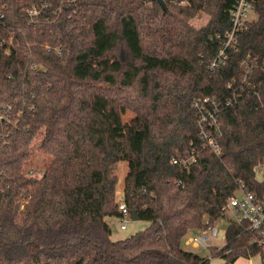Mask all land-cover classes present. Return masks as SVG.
Wrapping results in <instances>:
<instances>
[{
  "label": "trees",
  "instance_id": "16d2710c",
  "mask_svg": "<svg viewBox=\"0 0 264 264\" xmlns=\"http://www.w3.org/2000/svg\"><path fill=\"white\" fill-rule=\"evenodd\" d=\"M162 1L0 0V110L14 105L12 122L0 121V264H208L185 235L213 225L240 186L264 198V0L215 69L235 0ZM44 3L50 18L30 23L25 9ZM201 11L210 20L194 28L188 20ZM234 89L241 97L221 110L216 154L193 104ZM96 103L136 114L132 128L112 132L116 155L130 159L124 201L149 225L120 240L106 221L121 216L113 149L88 122ZM188 149L194 163H172ZM35 150L39 176L29 174ZM251 235L230 221L213 255L264 257Z\"/></svg>",
  "mask_w": 264,
  "mask_h": 264
},
{
  "label": "built area",
  "instance_id": "2783aa9c",
  "mask_svg": "<svg viewBox=\"0 0 264 264\" xmlns=\"http://www.w3.org/2000/svg\"><path fill=\"white\" fill-rule=\"evenodd\" d=\"M255 1L256 0L234 1L232 7L229 9V19L231 22L230 28L224 33L216 35L220 40L221 48L210 63L211 68L215 69L227 64L229 60L228 49L236 47L238 34L245 30L248 27L249 22L252 21L250 13L255 11ZM49 8H51L50 3H44L41 5L34 4L32 7L26 8L25 11L30 18L29 22L37 23L44 18H47L48 20L50 16L46 14V10ZM3 16V12L0 11V18ZM4 41V37L0 38V43H3ZM251 60L252 58L247 56L243 61L245 69L243 79L245 82H247L248 78L253 73ZM32 68L38 70L41 68V65L33 64ZM240 97L241 93L237 92V89H234L231 96L226 97V99H219L214 96H205L194 101L193 106L195 108L197 120L200 126V133L206 139L207 145L216 154H220L221 152L218 141L221 134L219 119L221 110L227 106L235 104ZM13 110L14 105L12 103H3L0 110V121L6 124L11 123L10 113ZM195 161V150L188 149L182 156L174 158L172 163L181 167H189ZM29 174L35 175L34 170H31ZM122 191L123 199L119 202V210L122 217L121 228H126L131 214L124 201V190ZM222 216L227 217L230 221L246 222L248 224V229L252 232L250 239L251 244L264 251V198H260L244 186H240L237 192L233 194L224 205ZM209 221L210 220L208 219L207 223H209ZM218 235V227L214 224L208 225L207 227L188 232L183 239V244L193 247L203 246L220 249L225 244L217 246L218 244H216L217 242H215V240ZM223 239L226 243V230L223 234ZM229 251L230 250L228 249L227 252Z\"/></svg>",
  "mask_w": 264,
  "mask_h": 264
},
{
  "label": "rangeland",
  "instance_id": "374dc122",
  "mask_svg": "<svg viewBox=\"0 0 264 264\" xmlns=\"http://www.w3.org/2000/svg\"><path fill=\"white\" fill-rule=\"evenodd\" d=\"M147 1V0H146ZM151 2H149L150 4ZM258 17L256 11H252L250 13L251 20H256ZM210 20V14L205 11H201L198 15L190 18L188 23L194 28H201L206 25ZM136 120V114L128 109L122 108L120 105H108L105 106L103 104L96 103L94 105V112L88 119L89 126L95 130L98 129L100 132H104L105 139L108 144L113 149V153L111 155V165L115 175L117 176L116 183V200L119 204L123 199V191L125 187V178L130 171V159L123 158L119 159L116 155L117 146L114 143L115 134L112 132L114 126L121 125L123 127L132 128L133 124ZM37 156L34 157V165L32 168L34 169V176L41 175V168L37 167V165H41L40 156L38 151L35 150ZM97 155V153H96ZM40 160V161H39ZM26 168V166H23ZM256 177L258 180H262L264 177V162L256 167ZM106 221L109 223L112 229L111 238L113 240L125 239L136 232L145 229L149 225V221L145 219L134 220L132 215L129 216V222L126 228H121L122 217L118 215H108L106 216ZM230 220L227 217L221 216L214 225L219 229V235L217 236L215 242L218 244L217 246H221L226 244L223 239V234L229 225ZM184 247L198 253L200 256L208 258V264H226V259L221 255H213V248L210 247H193L187 246L184 244ZM219 248V247H218ZM230 264H264V257L260 254L255 256H241L234 263Z\"/></svg>",
  "mask_w": 264,
  "mask_h": 264
},
{
  "label": "water",
  "instance_id": "95a60500",
  "mask_svg": "<svg viewBox=\"0 0 264 264\" xmlns=\"http://www.w3.org/2000/svg\"><path fill=\"white\" fill-rule=\"evenodd\" d=\"M144 1H145V0H144ZM158 1L160 2L161 6H162L163 8H165V4H164V2H163L162 0H158ZM132 218H133L134 220H138V219H140L139 215H138L137 213H135V212H133V214H132Z\"/></svg>",
  "mask_w": 264,
  "mask_h": 264
}]
</instances>
